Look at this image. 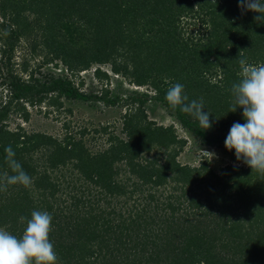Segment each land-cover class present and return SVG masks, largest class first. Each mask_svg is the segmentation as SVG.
<instances>
[{
    "label": "trees",
    "instance_id": "1",
    "mask_svg": "<svg viewBox=\"0 0 264 264\" xmlns=\"http://www.w3.org/2000/svg\"><path fill=\"white\" fill-rule=\"evenodd\" d=\"M238 4L0 0V173L11 174L4 151L11 145L33 181L0 192V227L20 236L21 217L48 211L58 264H264V175L243 162L216 171L205 158L180 163L185 139L145 113L148 103L157 104L198 146L235 155L224 140L233 123L245 122L242 109L230 112L240 51L248 63H264V19ZM182 19L198 23L194 34H185ZM20 43L27 58L14 67ZM58 63L71 76L96 65L93 76L104 85L86 93L81 80L74 85L66 75L40 71ZM102 64L150 93L111 91ZM177 82L189 100L203 98L211 128L168 104L166 92ZM62 99L126 106L122 136L107 125L70 131L66 120L60 136L8 127L11 116L28 119L25 105H44L48 113ZM87 132L104 135L102 144L91 145Z\"/></svg>",
    "mask_w": 264,
    "mask_h": 264
},
{
    "label": "clouds",
    "instance_id": "2",
    "mask_svg": "<svg viewBox=\"0 0 264 264\" xmlns=\"http://www.w3.org/2000/svg\"><path fill=\"white\" fill-rule=\"evenodd\" d=\"M238 7L257 13L254 17L257 21L264 19V0H239ZM240 57V79L231 86L233 101L230 112L242 109L245 122L232 124L224 147L229 151L234 150L237 161L264 175V63H248L243 50ZM104 72L109 76L108 71ZM165 82L170 83L168 80ZM165 99L173 109L179 107L181 112L193 116L203 130L212 127L210 114L203 111V98L189 100L182 83L170 84ZM200 150L211 159L215 156V153ZM4 151L11 174L8 171L0 173V192H6L12 185L31 186L32 178L14 158L11 145L6 146ZM20 219L22 222L26 220L20 236L0 227V264H58L57 253L49 239L52 215L48 211L34 210L30 218Z\"/></svg>",
    "mask_w": 264,
    "mask_h": 264
},
{
    "label": "rangeland",
    "instance_id": "3",
    "mask_svg": "<svg viewBox=\"0 0 264 264\" xmlns=\"http://www.w3.org/2000/svg\"><path fill=\"white\" fill-rule=\"evenodd\" d=\"M182 29L185 31V34H194L195 30L198 27V23H194L192 20L186 24V20L182 19ZM192 21V22H191ZM25 49L23 48L22 43L15 48L13 52L12 61L16 64H19L23 58H27ZM35 60L30 59L28 65L30 68L33 67ZM96 65H92L89 69L77 74L76 76H71L67 72H64V67L58 63L57 66L47 64L40 68L41 72H51L53 74H63L70 80L74 85H78V81H82V85L79 86V89L83 92H92L96 93L99 91L100 87L104 85L103 82H100L93 76L92 69ZM102 71H108L109 78L105 86L111 91L121 90H136V91H147L150 93V89L146 86H135L128 84L126 80L121 77L119 74H114L107 64L99 65ZM120 92V91H119ZM4 92L0 90V100L3 99ZM145 113L149 120L153 121L155 124L167 126L172 125L175 129V132L178 137L185 139V144L182 147L181 151L177 155L176 159L182 164H189L191 166H196L200 160L205 158L209 167L213 170H218V168L224 164H240L242 161H237L235 155L227 153L226 151L214 147L208 146H198L197 143L192 139V137L185 132L184 129L180 128L178 123L169 116L166 111L158 106L157 104L152 106V102L147 104ZM29 116L26 121L21 120L18 117L9 118L7 120L8 127L13 128L16 123L24 127L26 130L40 131L54 136H60L62 132L61 123L63 120L68 122V127L70 131L77 130L79 127H87V130L91 131L92 128L98 127L99 125H107V131H112V133L122 136L120 132L121 128V115L127 110L126 106L116 104V105H103L100 102H96L94 105L89 101H80L73 99H62V106L55 110H49L48 113H45V106L40 105L39 107H30L25 105ZM69 108L70 113L65 109ZM152 108V109H151ZM50 109V108H46ZM91 133V132H89ZM87 132L84 138L88 139L89 142L92 141L91 145H99L103 137L94 134L92 137ZM102 144V143H101ZM200 149L206 152L215 153V156L211 159L208 154L203 153Z\"/></svg>",
    "mask_w": 264,
    "mask_h": 264
},
{
    "label": "built area",
    "instance_id": "4",
    "mask_svg": "<svg viewBox=\"0 0 264 264\" xmlns=\"http://www.w3.org/2000/svg\"><path fill=\"white\" fill-rule=\"evenodd\" d=\"M64 70V72L66 73V70L65 69H63ZM93 70V69H92ZM83 71H85V70H81V71H79L78 72V74H81V72H83Z\"/></svg>",
    "mask_w": 264,
    "mask_h": 264
}]
</instances>
